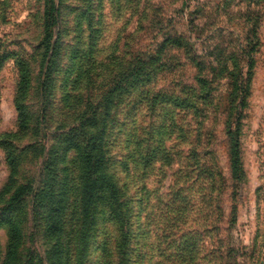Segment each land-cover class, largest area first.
Returning <instances> with one entry per match:
<instances>
[{"label":"rangeland","instance_id":"rangeland-1","mask_svg":"<svg viewBox=\"0 0 264 264\" xmlns=\"http://www.w3.org/2000/svg\"><path fill=\"white\" fill-rule=\"evenodd\" d=\"M139 59L148 78L135 83ZM243 90L235 184L225 128ZM17 103L27 123L10 139ZM89 139L120 189L125 225L102 198L82 221ZM60 204L80 264H117L121 227L129 264H174V247L190 250L193 239L202 253L218 248L220 264H264V0H0V263L15 224L21 252L33 251L28 264H56L55 240L33 232L58 224Z\"/></svg>","mask_w":264,"mask_h":264},{"label":"trees","instance_id":"trees-1","mask_svg":"<svg viewBox=\"0 0 264 264\" xmlns=\"http://www.w3.org/2000/svg\"><path fill=\"white\" fill-rule=\"evenodd\" d=\"M52 11L54 13V9L52 8ZM53 16V24H56L58 22V16ZM58 42L55 43V47L53 49V53L56 52ZM50 45L48 44L46 47L47 53L49 52ZM47 55V54H46ZM46 59V56H45ZM142 59H139L138 62L135 63L133 68L130 69L129 72V78L131 81L135 83L143 82V80L148 78V73L145 69V63ZM49 67H47V73L49 71ZM80 70L78 69V73ZM89 71V70H87ZM79 77V74L76 76ZM23 79V78H22ZM21 79V80H22ZM24 80V79H23ZM76 80V79H75ZM47 83V81H46ZM72 83V82H71ZM45 84V83H43ZM73 84V83H72ZM22 87H19V92L22 90V92H25V88L27 86L26 79L24 80L23 84H21ZM24 88V89H23ZM21 94V93H20ZM71 94V92H67V96ZM245 91L243 90L241 92L240 97H236L234 99L233 104V117L231 120H229L226 123L225 128V134L228 139V158H229V166L231 175L234 179V183L238 184L240 181V118H241V112L244 107V100H245ZM238 101V103L235 105V103ZM16 109L18 111V126L16 131L9 132L5 134L4 136L9 137L10 139L16 137V135L19 133L20 130H22L27 123V115L24 113L22 108L20 107L19 103L16 104ZM45 121V120H44ZM43 121V122H44ZM82 121V119H81ZM77 131L75 130V127L73 129H70L69 134L73 137H77L76 134ZM90 144V139L88 141L87 146H83L81 148L80 152V170H81V185H80V191L77 196V203L80 206L78 209L80 212L83 213L82 221L84 223L88 224L89 218L94 211V203L99 198L104 199L107 202V199L109 201L107 206V211L111 217H115L118 225H125L126 220V214L124 210V203L121 202L119 193L120 189L117 185V183L112 179L111 176H109L107 173V166L105 165V156L103 154V151L96 152V142L94 141L92 144L91 151H88V146ZM9 150V149H8ZM10 151V150H9ZM10 154V153H9ZM12 157L9 158L8 162L12 166V168H16V157L11 153ZM67 159V158H65ZM64 159V161H66ZM62 171V170H61ZM66 180L72 183V177H67ZM216 188L215 183L212 182L211 190ZM22 188L17 189L11 196L8 198L9 204L6 205L3 209L4 212L10 211L11 208L15 207V203L17 201H20L22 199ZM214 191V190H213ZM43 191L40 192L37 196V201L44 198ZM68 193H65V197L62 198V196L59 198V200L63 203H65L66 200H68ZM65 206L64 205H57L54 207V211L51 213V215H55L56 219L58 220V224L54 225H45L44 230L42 229V226L36 225L35 232H33V235L36 234H45L48 237H50L51 240H55L50 251L47 253V257L49 261H55L56 264H80L81 259L79 260L78 256L80 254V251L75 250V242L71 239L73 238V230H70V228L65 225L66 224V214H65ZM83 223V224H84ZM85 228L90 227L89 225H83ZM21 229L19 225H10L9 226V235H8V243L5 250V257L2 259L0 264H28V261L30 260V255L33 254L32 250H28L26 255L21 252L20 250V239H21ZM84 230L80 231V238L79 240L84 236L82 235ZM32 235V236H33ZM126 238H127V231L124 228H120L119 230V243H118V249H117V264H129L127 263L128 254H127V246H126ZM188 246H191L190 250H184L182 248L174 247L173 253H171L169 257L170 263L174 264H194L195 260L191 258L192 253L194 251L198 252L201 256H210L216 257L219 261L216 264H220L221 261V255L222 252L218 248L211 249L208 253L203 252L202 253V247L199 246V243L197 240H192L191 243L188 244ZM227 253V256L229 258H232L238 254V251L236 250H229L223 251ZM237 252V253H236ZM49 254V255H48ZM84 255V254H83ZM73 257H76V261H74ZM78 258V259H77ZM236 260L238 257H235ZM198 264H200V261H196Z\"/></svg>","mask_w":264,"mask_h":264}]
</instances>
